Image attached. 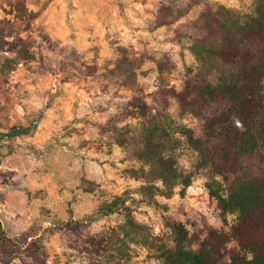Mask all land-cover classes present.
Instances as JSON below:
<instances>
[{
    "label": "rangeland",
    "instance_id": "obj_1",
    "mask_svg": "<svg viewBox=\"0 0 264 264\" xmlns=\"http://www.w3.org/2000/svg\"><path fill=\"white\" fill-rule=\"evenodd\" d=\"M256 2L26 0L35 16L23 31L6 30L5 39L14 41L19 34L29 55L7 77L0 76V264H114L103 246L125 222V206L153 235L164 236L167 247L175 244V224L202 232L201 237L208 227L230 229L235 216L225 223L210 200L208 184L219 178L180 133L173 134L177 167L192 175V184L184 194L178 185L170 197L155 200L138 192L144 180L127 170L142 166L137 151L147 120L130 114L129 102L143 99L150 115L168 117V129L200 132L213 108L194 116L176 98L158 93V61L165 63L169 85L182 90L189 69L200 64L191 45L221 42L217 24L207 26L203 13L221 3L252 14ZM0 20L15 21L7 0H0ZM120 47L137 68L134 87L122 86L120 73L113 71ZM15 54L7 45L0 48V63ZM209 79L217 82L218 73ZM82 89L97 102L83 108L76 92ZM91 109L111 112L97 120L99 129H82L91 121ZM36 118L30 133L3 138L13 126L29 127ZM83 133L97 136L96 154L82 151ZM116 196L125 206L96 221L87 218ZM130 251L119 264H163L160 250L130 243Z\"/></svg>",
    "mask_w": 264,
    "mask_h": 264
},
{
    "label": "trees",
    "instance_id": "obj_2",
    "mask_svg": "<svg viewBox=\"0 0 264 264\" xmlns=\"http://www.w3.org/2000/svg\"><path fill=\"white\" fill-rule=\"evenodd\" d=\"M7 2L15 21L0 20V48L7 45L16 54L0 63L1 77H7L29 55L27 41L19 34L14 41L6 40V30L17 26L23 31L35 16L26 0ZM202 16L207 26L217 24L221 42L212 47L201 42L191 45L200 64L189 69L180 91L169 85L165 63L158 61L155 87L162 96L176 98L186 113L200 116L208 108L213 111L200 132L184 126L168 129V117L150 115L148 104L134 97L129 102L130 114L144 117L147 124L137 151L142 166L127 172L144 180L138 192L149 200H155L156 195L170 197L178 185L184 194L192 184V175L177 167L173 134L180 133L198 152L202 165L219 178L208 184L218 216L226 223L228 215H234L235 221L228 231L208 227L204 237L202 232L190 233L184 225L175 224V244L167 247L165 237L153 235L125 206L124 198L116 196L87 216L91 222L96 221L113 213L120 204L125 206V222L118 229L121 234L114 229L103 246L114 264L131 257L130 243L160 250L163 264H264V0H257L252 14L244 15L220 3ZM119 52L121 57L113 71L120 73L122 86L134 87L138 83L137 68L125 47ZM213 71L218 73L217 82L209 79ZM37 122L38 118L29 127L13 126L3 138L28 134ZM233 241L236 245L229 246Z\"/></svg>",
    "mask_w": 264,
    "mask_h": 264
},
{
    "label": "crops",
    "instance_id": "obj_3",
    "mask_svg": "<svg viewBox=\"0 0 264 264\" xmlns=\"http://www.w3.org/2000/svg\"><path fill=\"white\" fill-rule=\"evenodd\" d=\"M76 92H78V94L81 96V104H83V108H86L90 104H94L98 100L95 97H91V95L89 93H86V91L83 89L79 90V91L76 90ZM87 112L89 113V116L87 118H90L91 121L87 124L88 126L83 124L84 127L82 129H99V125L97 123V120H99L100 117L105 118V117L109 116L111 111L105 110V112L100 113L96 109H91L90 111H87ZM79 144H80V147H81L83 152L89 151L91 153L95 152V154H96V148H97L98 141H97V136H94L93 133H91V134H84L83 133V135H81V140H80Z\"/></svg>",
    "mask_w": 264,
    "mask_h": 264
}]
</instances>
